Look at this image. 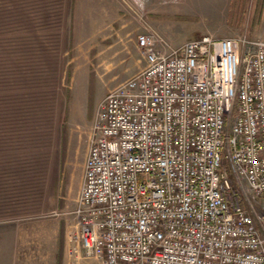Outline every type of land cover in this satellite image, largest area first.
Instances as JSON below:
<instances>
[{
    "label": "built area",
    "instance_id": "2783aa9c",
    "mask_svg": "<svg viewBox=\"0 0 264 264\" xmlns=\"http://www.w3.org/2000/svg\"><path fill=\"white\" fill-rule=\"evenodd\" d=\"M146 60L93 119L74 247L102 264H264V39L209 34Z\"/></svg>",
    "mask_w": 264,
    "mask_h": 264
},
{
    "label": "rangeland",
    "instance_id": "374dc122",
    "mask_svg": "<svg viewBox=\"0 0 264 264\" xmlns=\"http://www.w3.org/2000/svg\"><path fill=\"white\" fill-rule=\"evenodd\" d=\"M146 31L166 50L204 34L264 39V0H0V264L72 244L94 116L145 66Z\"/></svg>",
    "mask_w": 264,
    "mask_h": 264
},
{
    "label": "crops",
    "instance_id": "0c3cea01",
    "mask_svg": "<svg viewBox=\"0 0 264 264\" xmlns=\"http://www.w3.org/2000/svg\"><path fill=\"white\" fill-rule=\"evenodd\" d=\"M208 2H210L211 5L214 6L215 8L219 7L220 5H223V8L225 10H228L234 5L235 0H208ZM141 26L144 29H149V26L154 29L156 28V25L153 23H149V24L145 23ZM139 27L140 26H136L133 28V30ZM52 233H56V230H53ZM59 260H61V264H70L72 260L75 261V263H82V264H102V262L99 259L86 256L82 246L78 245L74 247L72 244H68L65 248L61 249L60 251H58V249L55 246L54 250L52 251V256L49 257V259L37 260L35 261V264H59Z\"/></svg>",
    "mask_w": 264,
    "mask_h": 264
}]
</instances>
